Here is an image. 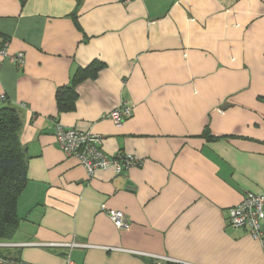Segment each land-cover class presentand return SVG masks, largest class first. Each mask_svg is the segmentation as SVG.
<instances>
[{
  "label": "crops",
  "instance_id": "crops-1",
  "mask_svg": "<svg viewBox=\"0 0 264 264\" xmlns=\"http://www.w3.org/2000/svg\"><path fill=\"white\" fill-rule=\"evenodd\" d=\"M5 42L0 107L19 111L28 180L0 258L264 264L262 243L229 223L247 191L264 193V0H0ZM94 60L105 67L60 111L57 90ZM124 101L134 114L117 125L105 115ZM59 125L141 165L90 176L60 148Z\"/></svg>",
  "mask_w": 264,
  "mask_h": 264
},
{
  "label": "built area",
  "instance_id": "built-area-1",
  "mask_svg": "<svg viewBox=\"0 0 264 264\" xmlns=\"http://www.w3.org/2000/svg\"><path fill=\"white\" fill-rule=\"evenodd\" d=\"M2 57L8 55V42L1 49ZM11 61L22 65L25 62L23 53L10 56ZM1 97L4 98V95ZM134 114V108L124 101L122 105L106 113L105 117L120 125ZM56 137L60 148L67 155L75 156L86 168L89 175H94L98 170L113 167L118 173L132 166L141 165V161L131 154L119 151L116 155H108L102 148V137L88 130L68 128L62 125L57 127ZM104 208V207H103ZM110 219L118 228L128 226V220L123 211L110 209L106 211ZM229 223L234 228H247L249 235L264 246V193L247 191L240 203L229 209ZM0 245H5L1 243ZM71 248L80 245L72 242L68 244ZM4 264H30L25 261H14L0 258ZM66 264H74L70 254L67 256Z\"/></svg>",
  "mask_w": 264,
  "mask_h": 264
},
{
  "label": "trees",
  "instance_id": "trees-1",
  "mask_svg": "<svg viewBox=\"0 0 264 264\" xmlns=\"http://www.w3.org/2000/svg\"><path fill=\"white\" fill-rule=\"evenodd\" d=\"M78 4L82 0H77ZM77 24V12L73 13ZM105 67L94 60L74 74L71 84L56 93L60 111H72L78 99L77 86L88 78H95ZM22 123L19 111L11 104L0 107V241L11 237L18 226V198L28 180V157L20 141Z\"/></svg>",
  "mask_w": 264,
  "mask_h": 264
}]
</instances>
